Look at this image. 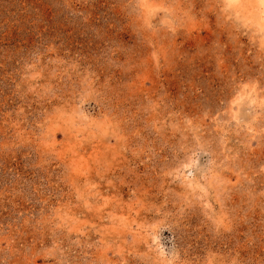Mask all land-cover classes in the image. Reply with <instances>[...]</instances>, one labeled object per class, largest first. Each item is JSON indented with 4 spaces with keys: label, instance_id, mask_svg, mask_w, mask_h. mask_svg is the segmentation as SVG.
<instances>
[{
    "label": "rangeland",
    "instance_id": "obj_1",
    "mask_svg": "<svg viewBox=\"0 0 264 264\" xmlns=\"http://www.w3.org/2000/svg\"><path fill=\"white\" fill-rule=\"evenodd\" d=\"M0 264H264V0H0Z\"/></svg>",
    "mask_w": 264,
    "mask_h": 264
}]
</instances>
